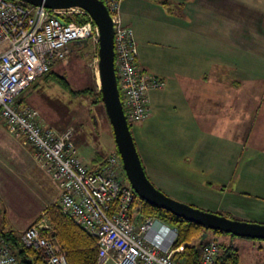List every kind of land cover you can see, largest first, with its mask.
Instances as JSON below:
<instances>
[{
	"label": "crops",
	"instance_id": "0c3cea01",
	"mask_svg": "<svg viewBox=\"0 0 264 264\" xmlns=\"http://www.w3.org/2000/svg\"><path fill=\"white\" fill-rule=\"evenodd\" d=\"M120 13L134 32L138 67L163 82L148 92L162 91L154 95L159 104L153 110L149 98L150 116L132 124L148 179L172 199L197 198L190 206L264 224V0H121ZM73 46L80 55L87 44L72 45L71 57ZM255 58L262 64L257 80ZM70 59L55 74L63 77ZM253 112L256 132L246 136ZM219 114L233 121L219 127ZM213 144L232 154L239 146V158L229 161L228 153L225 168L197 153ZM74 147L90 170L116 152L86 164Z\"/></svg>",
	"mask_w": 264,
	"mask_h": 264
},
{
	"label": "built area",
	"instance_id": "2783aa9c",
	"mask_svg": "<svg viewBox=\"0 0 264 264\" xmlns=\"http://www.w3.org/2000/svg\"><path fill=\"white\" fill-rule=\"evenodd\" d=\"M121 0H104L111 16L114 68L125 118L134 124L150 115L149 90L163 82L141 71L132 28L122 22ZM87 16L83 24L61 18ZM96 52L88 66L98 64L99 32L79 8L47 10L17 0H0V118L6 132L22 137L33 158L59 188L57 205L72 222L97 240V264L113 258L117 264H182L173 260L170 248L175 228L155 218L139 217L130 211L134 190L123 185V165L118 153L109 154L94 170L78 157L72 142L73 129L58 131L40 123L37 111L12 106L14 98L35 79L45 75L56 61L68 62L71 46L82 41ZM49 225L41 219L21 232L23 245L34 250L44 264H67L65 256L46 236ZM172 232L170 239L158 237ZM199 264H216L219 248L210 241ZM0 264H17L16 257L0 238Z\"/></svg>",
	"mask_w": 264,
	"mask_h": 264
},
{
	"label": "rangeland",
	"instance_id": "374dc122",
	"mask_svg": "<svg viewBox=\"0 0 264 264\" xmlns=\"http://www.w3.org/2000/svg\"><path fill=\"white\" fill-rule=\"evenodd\" d=\"M76 47L73 46V56L70 55V63L64 68L65 72H62L67 84H63L54 76L55 73H61L60 65L65 63L61 60L56 61L55 65L50 68V72L55 73L45 74L35 79L29 87L14 98L12 106H17L19 109L26 107L34 109L42 125L51 126L58 131L72 128L74 130L72 142L76 145L84 163L87 164L91 158L99 156V159H102V156L108 155L116 146L103 103L97 102L91 93L73 94L74 91L92 90L93 88L97 93L100 89L97 68L88 66L97 47L94 49L88 43L80 55ZM251 64L256 66V70L251 69V73H254L252 78L257 80L259 74L257 67L262 64L258 58L253 59ZM161 92L151 93L149 96L153 110L155 104H159L158 97L154 95H161ZM261 99H264V92ZM163 100L164 97L161 102ZM170 104L173 103L167 101V105ZM203 109V112L209 111L206 110L205 103ZM251 117L253 121L248 123L250 128L247 129L246 136L256 132L255 129L251 131L253 127H256L254 112ZM219 119V127L233 121L221 114H219ZM130 131L132 136L139 133L135 125H131ZM213 135L218 138L222 137L219 133ZM230 152L227 160L230 161L232 156L239 158V146L235 147L233 154L232 151L222 149L221 146L216 149L214 144L211 150L204 149L202 152L197 150L199 155L208 157V161L217 160L225 168H228L227 163H231L224 162L226 155ZM177 161L180 162V157ZM124 183L125 186L129 185L127 179ZM57 186V183L46 175L35 161L32 149L23 143V138L10 136L0 118V229H2L1 217H4L6 222L3 229L9 228L21 233L35 222L43 207L48 204H57L59 196ZM177 201L181 202V200ZM186 201L182 203H196L198 199L187 198ZM208 237L216 239L221 247H233L238 255V264H264V240L237 237L226 233H210Z\"/></svg>",
	"mask_w": 264,
	"mask_h": 264
},
{
	"label": "water",
	"instance_id": "95a60500",
	"mask_svg": "<svg viewBox=\"0 0 264 264\" xmlns=\"http://www.w3.org/2000/svg\"><path fill=\"white\" fill-rule=\"evenodd\" d=\"M47 10L79 8L98 28V81L101 101L111 125L116 149L129 185L137 197L157 209L165 210L211 231L237 237L264 240V224L231 219L211 213L166 196L148 179L138 155L129 124L125 118L114 68V42L111 16L103 0H17ZM84 40L77 44H86ZM207 237L203 235L202 239Z\"/></svg>",
	"mask_w": 264,
	"mask_h": 264
},
{
	"label": "trees",
	"instance_id": "16d2710c",
	"mask_svg": "<svg viewBox=\"0 0 264 264\" xmlns=\"http://www.w3.org/2000/svg\"><path fill=\"white\" fill-rule=\"evenodd\" d=\"M61 19L67 23L72 22L77 24H83L88 21V17L82 15H70ZM49 72L50 70L46 74L55 73ZM54 76L63 84H67L63 77L57 74H54ZM86 90L74 91L73 94L91 93L97 102H102L100 90L97 93L94 92V89ZM131 125L129 124V127ZM115 151L118 153L117 149ZM124 176L125 174L123 175L122 181L125 186L124 180H126V177ZM130 211H135L139 217L158 219L176 229V239L170 248L173 260L175 261H181L182 264H199L201 250L210 241H214L219 248V256L216 264H238V255L233 247H221L216 239L208 237L210 233L222 234L223 232L204 229L165 210L157 209L137 197L135 192L130 205ZM41 219H46L48 222L50 228L47 230L46 236L63 253L67 264H97L98 247L96 238L88 235L79 226L75 225L68 216L61 212L57 204H48L43 207L40 216L31 225H34ZM5 222L4 217H1L2 229H0V238L4 239L10 247L16 257L17 264H44L41 257L34 250L28 249L23 245L20 239L21 233L9 228L3 229ZM204 234L207 237L202 239Z\"/></svg>",
	"mask_w": 264,
	"mask_h": 264
},
{
	"label": "bare ground",
	"instance_id": "6f19581e",
	"mask_svg": "<svg viewBox=\"0 0 264 264\" xmlns=\"http://www.w3.org/2000/svg\"><path fill=\"white\" fill-rule=\"evenodd\" d=\"M156 233L159 235L158 237H162V238H166V239H170V237L172 236V232L168 231L167 234H159L156 230Z\"/></svg>",
	"mask_w": 264,
	"mask_h": 264
}]
</instances>
